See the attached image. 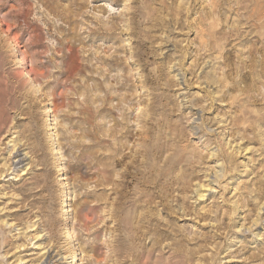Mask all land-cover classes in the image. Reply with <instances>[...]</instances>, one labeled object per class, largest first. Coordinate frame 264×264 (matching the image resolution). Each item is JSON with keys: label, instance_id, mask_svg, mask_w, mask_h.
Listing matches in <instances>:
<instances>
[{"label": "rangeland", "instance_id": "1", "mask_svg": "<svg viewBox=\"0 0 264 264\" xmlns=\"http://www.w3.org/2000/svg\"><path fill=\"white\" fill-rule=\"evenodd\" d=\"M0 18V264H139L155 243L148 264H264V0H0ZM153 148L181 162L131 239L121 175Z\"/></svg>", "mask_w": 264, "mask_h": 264}, {"label": "bare ground", "instance_id": "2", "mask_svg": "<svg viewBox=\"0 0 264 264\" xmlns=\"http://www.w3.org/2000/svg\"><path fill=\"white\" fill-rule=\"evenodd\" d=\"M245 76L246 75L244 74L243 77ZM245 102L248 103V100H246ZM126 135L127 133H125V136ZM19 156L20 155H18V158L17 157L15 158L17 159L15 161V163L17 164H20L22 161L21 158H19ZM124 160H125V155L122 157L121 160L115 161V164L122 165L124 163ZM180 162L181 160L174 159L167 171H160L158 164L159 151L153 148L150 151V164L148 165L147 168L143 169V171L132 173L129 171V165L126 166L123 174L121 175V179H122L121 189L123 190V192L120 194L117 193L119 197L116 199L115 202L116 206L114 208V215L116 218L118 217L119 222H121V220L125 217L124 215L126 214V217L128 218L127 223H123V222L120 223V227L121 228L123 227L126 230L128 229L132 230L131 239H140L141 237H145V235L140 232V224L141 225L147 224L150 227L158 226V220L157 218H155V214L152 212L149 206L152 203H155L156 198H159L156 190L162 185V181L166 180L169 177V171L172 168H174L176 165H179ZM128 178H130L132 181H135L137 183L136 191H128L127 187L124 186V183H127ZM142 204H144V206ZM138 208H140L141 210L143 208V210H145L146 216L143 215L144 212L142 214L136 215L134 211H136ZM155 245L156 243L152 245L153 247L151 251L143 252L140 250L139 252H137L136 260L138 261L139 264H148L149 260H151L154 254ZM143 259H145L144 262L142 261Z\"/></svg>", "mask_w": 264, "mask_h": 264}]
</instances>
